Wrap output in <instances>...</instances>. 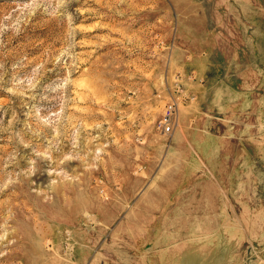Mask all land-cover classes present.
Here are the masks:
<instances>
[{"label":"rangeland","instance_id":"374dc122","mask_svg":"<svg viewBox=\"0 0 264 264\" xmlns=\"http://www.w3.org/2000/svg\"><path fill=\"white\" fill-rule=\"evenodd\" d=\"M0 264H264V0H0Z\"/></svg>","mask_w":264,"mask_h":264},{"label":"built area","instance_id":"2783aa9c","mask_svg":"<svg viewBox=\"0 0 264 264\" xmlns=\"http://www.w3.org/2000/svg\"><path fill=\"white\" fill-rule=\"evenodd\" d=\"M176 106L173 103L168 104L159 120V128L163 134H169L175 120Z\"/></svg>","mask_w":264,"mask_h":264}]
</instances>
